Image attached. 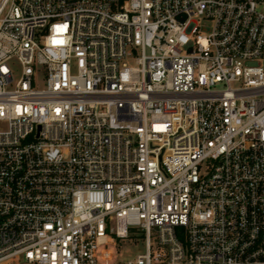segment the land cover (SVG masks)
<instances>
[{"label": "built area", "instance_id": "obj_1", "mask_svg": "<svg viewBox=\"0 0 264 264\" xmlns=\"http://www.w3.org/2000/svg\"><path fill=\"white\" fill-rule=\"evenodd\" d=\"M134 228L114 264H264V0H0V264Z\"/></svg>", "mask_w": 264, "mask_h": 264}, {"label": "rangeland", "instance_id": "obj_2", "mask_svg": "<svg viewBox=\"0 0 264 264\" xmlns=\"http://www.w3.org/2000/svg\"><path fill=\"white\" fill-rule=\"evenodd\" d=\"M200 26L203 32H208L210 31L211 21H202L200 22ZM15 69H18L17 65H15ZM131 231L135 233L134 236L119 239L108 246L102 245L98 248V252L104 247L109 248L113 254L109 261L110 264L125 262L128 259L136 257L137 254L142 253L145 250V240L144 236L140 234L141 231L138 228L131 229Z\"/></svg>", "mask_w": 264, "mask_h": 264}]
</instances>
